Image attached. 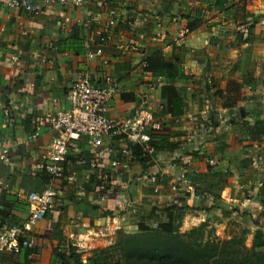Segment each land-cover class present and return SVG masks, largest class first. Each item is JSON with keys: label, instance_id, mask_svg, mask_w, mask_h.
<instances>
[{"label": "crops", "instance_id": "obj_1", "mask_svg": "<svg viewBox=\"0 0 264 264\" xmlns=\"http://www.w3.org/2000/svg\"><path fill=\"white\" fill-rule=\"evenodd\" d=\"M34 1L43 6L36 13L0 4V154L6 149L10 159L0 158V222L25 223L31 191L52 186L57 196L46 216L31 225L34 246L4 254L0 264H62L55 249L106 246L117 230L136 232L140 222L158 229L172 207L183 212L182 230L208 222L218 236L229 238L248 229L250 246L264 230L258 186L264 176V0ZM199 18L184 41H174L179 29ZM82 23L85 51H59L56 42ZM107 29L111 38L102 52L89 56ZM157 51L175 64L181 115L165 111L166 72L140 65ZM81 70L115 76L120 89L110 113L126 118L152 111L161 125L157 143L175 147L158 149L142 163L136 148L116 152L121 138L107 148L84 140L64 177L39 171L54 133L47 116L66 105L67 89ZM231 82L240 85V99ZM245 95L250 99H242ZM234 97L238 100L228 103ZM79 156L85 163L75 161ZM182 172L193 178L196 196L175 188L173 179ZM43 174L50 178L44 181Z\"/></svg>", "mask_w": 264, "mask_h": 264}, {"label": "built area", "instance_id": "obj_2", "mask_svg": "<svg viewBox=\"0 0 264 264\" xmlns=\"http://www.w3.org/2000/svg\"><path fill=\"white\" fill-rule=\"evenodd\" d=\"M69 0H48L49 3ZM80 4L84 0H71ZM0 4L31 13L40 11L43 6L34 0H0ZM113 23V22H111ZM86 24H79L80 33L84 34ZM112 31L98 41L96 51L88 50L89 56L102 52L103 44L111 38ZM191 33L188 26L179 29L174 37L175 42L184 41ZM163 33L157 32V37ZM86 36V35H85ZM87 42V38H86ZM129 49H136V44L128 45ZM142 69L148 71L149 62L143 58L140 62ZM120 82L110 73L95 74L88 70H81L74 74L66 93V105L48 114L47 118L52 128L53 136L46 150L45 157L36 166L39 171L48 173L52 178L65 176L66 165L74 151L79 150L81 142L88 140L89 144L96 147L107 148L108 142H115L121 138L123 144L116 152L129 154L133 148L140 149L144 154L153 155L157 152L154 145V134L161 128L160 122L150 110H139L126 118H117L110 113V101L118 93ZM212 131V130H211ZM175 157H182L181 152H176ZM0 158L9 161L7 150L4 149ZM79 164L85 163L84 157H77ZM186 161H191L188 157ZM210 163H216L211 158ZM92 165L95 162L91 161ZM107 176L102 177L99 186L102 190L107 188ZM175 188L184 187L192 196L197 195V186L191 176L182 172L173 179ZM262 212L264 214V176L258 182ZM57 191L46 187L42 191H31L27 194L29 218L25 223L4 226L0 230V258L6 254H20L34 246L36 238L30 234L31 225L43 219L54 206Z\"/></svg>", "mask_w": 264, "mask_h": 264}, {"label": "trees", "instance_id": "obj_3", "mask_svg": "<svg viewBox=\"0 0 264 264\" xmlns=\"http://www.w3.org/2000/svg\"><path fill=\"white\" fill-rule=\"evenodd\" d=\"M225 1L217 0V4L221 5ZM200 21V18L191 20L188 23L190 30H193ZM78 27L79 25L71 36L56 42L59 51L75 53L85 51V35L80 33ZM103 34L104 32H101L100 36ZM147 59L148 71L153 73L164 71L169 76L170 82L162 87L165 111L173 116L181 115L183 98L174 82L177 71L175 64L167 61L161 51L155 52ZM230 89L239 95L238 99L241 98L239 84L231 82ZM123 98H128V95L123 94ZM236 99L237 97H234L227 101L230 103ZM242 99H250V97L245 95ZM157 141L155 137L154 145L157 150L175 147L174 143L158 144ZM134 153L142 163L150 159L149 155L144 154L140 149H134ZM42 176L44 181L50 178L46 174ZM177 208H171L168 219L159 222L158 229L148 228L145 222H140L139 230L136 232L117 230L115 245L119 249L124 264H264V230H258L255 233L250 246L246 242L248 229H241L229 238L218 236L214 227L208 222L182 230L183 212ZM10 225L13 224L3 220L0 222V230ZM55 254L62 264H84L81 252L74 245L70 246L67 252L55 249Z\"/></svg>", "mask_w": 264, "mask_h": 264}, {"label": "rangeland", "instance_id": "obj_4", "mask_svg": "<svg viewBox=\"0 0 264 264\" xmlns=\"http://www.w3.org/2000/svg\"><path fill=\"white\" fill-rule=\"evenodd\" d=\"M263 73L264 71H262ZM79 252H81L84 264H124L114 240L106 246L79 250Z\"/></svg>", "mask_w": 264, "mask_h": 264}]
</instances>
